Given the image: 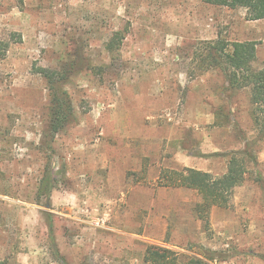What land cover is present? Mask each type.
Returning a JSON list of instances; mask_svg holds the SVG:
<instances>
[{"label":"rangeland","instance_id":"374dc122","mask_svg":"<svg viewBox=\"0 0 264 264\" xmlns=\"http://www.w3.org/2000/svg\"><path fill=\"white\" fill-rule=\"evenodd\" d=\"M115 31L125 37L111 53ZM218 37L254 41L261 67L264 19L243 8L0 0V264H147L150 244L209 264H264V127L249 88L198 68L197 46ZM35 67L64 75L74 118L56 133ZM232 155L248 172L227 207L211 204L207 225L196 206L210 199L163 185L164 169L222 175Z\"/></svg>","mask_w":264,"mask_h":264},{"label":"trees","instance_id":"16d2710c","mask_svg":"<svg viewBox=\"0 0 264 264\" xmlns=\"http://www.w3.org/2000/svg\"><path fill=\"white\" fill-rule=\"evenodd\" d=\"M203 3L227 7L230 9L243 8L248 20L264 19V0H201ZM14 39L15 33L11 34ZM124 33L112 32L104 42L108 52L118 50L124 39ZM18 39L19 36H18ZM5 43L0 41V56L5 50ZM199 60L198 68L205 72L220 69L230 88H249L250 101L253 105L252 117L255 125L264 127V61L259 69H254L252 63L256 59V43L254 41L229 42L223 38L206 40L199 43L195 51ZM35 71L46 78L50 92V123L49 128L56 133L74 118L71 99L62 88L64 75L50 68L35 67ZM248 172L245 159L232 155L227 164V170L222 175H213L210 172L191 167L181 169H164L161 172L163 185L185 187L199 191L203 197L210 199L197 204L196 213L205 225L209 223V208L211 204L217 207H227L233 190L240 186ZM45 184L48 182L45 180ZM51 184L47 193L50 192ZM49 232L52 236L53 226L49 220ZM63 264H67L61 259ZM144 262L147 264H209L206 260L184 255L161 246L150 244L144 253Z\"/></svg>","mask_w":264,"mask_h":264}]
</instances>
